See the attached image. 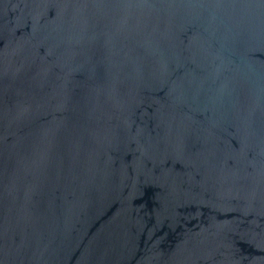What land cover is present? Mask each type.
I'll return each instance as SVG.
<instances>
[{"label": "water", "instance_id": "obj_1", "mask_svg": "<svg viewBox=\"0 0 264 264\" xmlns=\"http://www.w3.org/2000/svg\"><path fill=\"white\" fill-rule=\"evenodd\" d=\"M0 264H264V0H0Z\"/></svg>", "mask_w": 264, "mask_h": 264}]
</instances>
